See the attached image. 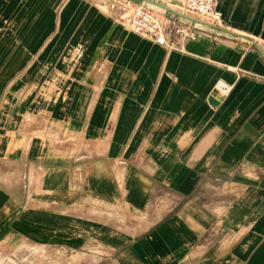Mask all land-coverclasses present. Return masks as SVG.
<instances>
[{
    "label": "crops",
    "instance_id": "crops-1",
    "mask_svg": "<svg viewBox=\"0 0 264 264\" xmlns=\"http://www.w3.org/2000/svg\"><path fill=\"white\" fill-rule=\"evenodd\" d=\"M168 50L96 0H0V264H264V0Z\"/></svg>",
    "mask_w": 264,
    "mask_h": 264
},
{
    "label": "built area",
    "instance_id": "built-area-1",
    "mask_svg": "<svg viewBox=\"0 0 264 264\" xmlns=\"http://www.w3.org/2000/svg\"><path fill=\"white\" fill-rule=\"evenodd\" d=\"M158 1V0H156ZM127 22L137 35L153 41L168 50L176 49L185 41L195 39L202 29L199 21L220 24L222 12L217 0H159L172 5L178 13L164 8L156 10V5L146 0H96Z\"/></svg>",
    "mask_w": 264,
    "mask_h": 264
},
{
    "label": "water",
    "instance_id": "water-1",
    "mask_svg": "<svg viewBox=\"0 0 264 264\" xmlns=\"http://www.w3.org/2000/svg\"><path fill=\"white\" fill-rule=\"evenodd\" d=\"M146 1L152 3V4L156 5V6H159V7H161V8H164V9H166L167 11H171V12H174V13H178L176 10L172 9L171 7L165 5V4L161 3V2H158V1H156V0H146ZM178 14H179V13H178Z\"/></svg>",
    "mask_w": 264,
    "mask_h": 264
},
{
    "label": "rangeland",
    "instance_id": "rangeland-1",
    "mask_svg": "<svg viewBox=\"0 0 264 264\" xmlns=\"http://www.w3.org/2000/svg\"><path fill=\"white\" fill-rule=\"evenodd\" d=\"M158 1H159V0H158ZM162 3H163V2H162ZM168 6L171 7V8H174V9H175V7L172 6V5H168ZM154 8H155L156 10L162 12V10H161V9H158V7H154ZM74 260H75V259H74ZM74 260H73V259H70V260L67 261V263H65L66 260H64V256H60V255H59V258L57 259L58 264H72V263L74 262Z\"/></svg>",
    "mask_w": 264,
    "mask_h": 264
},
{
    "label": "bare ground",
    "instance_id": "bare-ground-1",
    "mask_svg": "<svg viewBox=\"0 0 264 264\" xmlns=\"http://www.w3.org/2000/svg\"><path fill=\"white\" fill-rule=\"evenodd\" d=\"M157 7H159V6H157ZM159 8H161V7H159Z\"/></svg>",
    "mask_w": 264,
    "mask_h": 264
}]
</instances>
